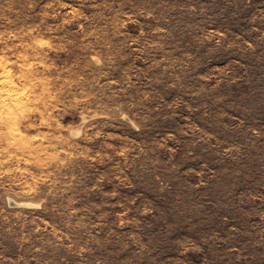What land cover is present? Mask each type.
<instances>
[{"label": "rangeland", "instance_id": "rangeland-1", "mask_svg": "<svg viewBox=\"0 0 264 264\" xmlns=\"http://www.w3.org/2000/svg\"><path fill=\"white\" fill-rule=\"evenodd\" d=\"M0 264H264V0H0Z\"/></svg>", "mask_w": 264, "mask_h": 264}, {"label": "bare ground", "instance_id": "bare-ground-1", "mask_svg": "<svg viewBox=\"0 0 264 264\" xmlns=\"http://www.w3.org/2000/svg\"><path fill=\"white\" fill-rule=\"evenodd\" d=\"M13 89V84L8 75H6L0 68V92Z\"/></svg>", "mask_w": 264, "mask_h": 264}]
</instances>
